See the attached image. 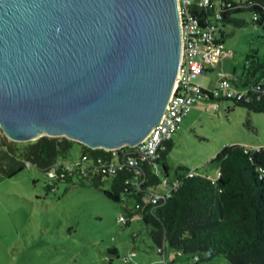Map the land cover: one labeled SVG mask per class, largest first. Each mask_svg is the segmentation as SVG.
I'll return each mask as SVG.
<instances>
[{"label": "water", "instance_id": "1", "mask_svg": "<svg viewBox=\"0 0 264 264\" xmlns=\"http://www.w3.org/2000/svg\"><path fill=\"white\" fill-rule=\"evenodd\" d=\"M180 58L177 0H0V129L133 147L160 121Z\"/></svg>", "mask_w": 264, "mask_h": 264}, {"label": "rangeland", "instance_id": "2", "mask_svg": "<svg viewBox=\"0 0 264 264\" xmlns=\"http://www.w3.org/2000/svg\"><path fill=\"white\" fill-rule=\"evenodd\" d=\"M251 16L249 11L232 14L245 22L240 26L224 23L222 40L232 57L222 59L214 71L197 75L194 83L202 79L213 85L219 72L229 78L233 70L244 75L246 56L264 53V25L252 23ZM198 104L201 107L192 109L171 137L169 176L159 166L161 179H172L179 166L186 168L180 172L214 176L217 164L211 158L224 145L264 147L262 113L224 99ZM0 136H4L1 129ZM72 142L64 161L80 156L81 145ZM103 188H108V181L95 187L75 178L49 191L43 172L29 165L11 178L0 173V264H188L193 260L195 255L176 252L166 243L164 252H159L138 217H131L128 224L119 222L124 209L104 196ZM134 202L129 198L124 205L130 208ZM196 264L230 263L218 255Z\"/></svg>", "mask_w": 264, "mask_h": 264}, {"label": "trees", "instance_id": "3", "mask_svg": "<svg viewBox=\"0 0 264 264\" xmlns=\"http://www.w3.org/2000/svg\"><path fill=\"white\" fill-rule=\"evenodd\" d=\"M215 5L220 11L219 18H212L213 8H199L194 13L200 26L213 27L218 41H223L225 22L236 26L245 24L243 20L231 17L232 14L249 11L252 23L264 25V0H217ZM232 76L236 75L233 73ZM237 78L241 86L262 82L264 53L247 55L245 74ZM233 102L264 115V93L249 102ZM72 143L64 137L43 136L32 141L14 142L0 136V173L11 178L25 166H35L43 172L46 190L49 191H54L58 183H69L75 178L82 182L87 180L95 187H101L108 181V188H103L102 193L122 205L125 214L120 216L125 220L118 221L128 224L131 217H138L148 227L147 233L158 248L166 243L176 252L197 257L196 261L188 264L218 255L224 256L230 264H264V147L222 146L211 159L218 168L215 179L194 172L189 176L192 171L180 172L186 168L179 166L174 171L178 176L168 179L169 182H180L177 190L164 200L143 204L144 192L137 191L126 182L130 176L128 170H119L114 176L93 175L87 179L78 172H66L61 181L48 180L47 169L66 158ZM171 146V139L166 140L157 159V166L165 176H168L166 160ZM82 152L91 157L109 156L102 149H89L83 145ZM143 169L146 180L142 188L156 191L160 187V176L154 173L150 164L143 163ZM129 198L140 202L139 208H134V204L126 208L124 204Z\"/></svg>", "mask_w": 264, "mask_h": 264}, {"label": "built area", "instance_id": "4", "mask_svg": "<svg viewBox=\"0 0 264 264\" xmlns=\"http://www.w3.org/2000/svg\"><path fill=\"white\" fill-rule=\"evenodd\" d=\"M217 0H177L178 17L181 34V58L177 71L176 83L168 99L160 121L150 130L149 134L133 147L124 146L113 150H104L109 156L91 157L87 153H80L77 159L70 161L59 160L46 171L48 180L60 181L66 172H78L83 177L93 175L114 176L119 170H128L129 178L126 180L137 191L144 192L141 198L143 204L156 203L172 195L179 186V181L169 182L160 179V191H145L143 163L152 165L154 173L160 176L157 166L159 151L163 143L170 140L172 135L180 129L185 116L201 99L209 100L228 99L233 101H251L258 99L264 93V80L260 83L241 86L237 76L226 77L224 73H217V84L212 89H205L192 81L197 75L213 70L217 64L226 58L232 57L223 41L213 34L212 26H200L194 10L213 8L212 18H219L220 11L215 3ZM210 18V19H212ZM255 19V17H253ZM240 80V79H239ZM193 172H189L191 176ZM49 181V182H50ZM140 202H134V208H139ZM119 221L125 218L119 216ZM163 247L158 251L162 252ZM127 259L125 258L124 261ZM197 257L193 258L196 261Z\"/></svg>", "mask_w": 264, "mask_h": 264}, {"label": "crops", "instance_id": "5", "mask_svg": "<svg viewBox=\"0 0 264 264\" xmlns=\"http://www.w3.org/2000/svg\"><path fill=\"white\" fill-rule=\"evenodd\" d=\"M222 61V60H221ZM221 61L217 64V66L214 68V69H216L219 65H221ZM214 69L213 70H208V71H214ZM206 73V72H205ZM235 74L236 76H239L236 72H235V70H233V72H232V74ZM196 84H198V85H200L201 87H203V88H205V89H212V88H214L215 86H216V84L217 83H215V84H206V82H204L202 79L200 80V81H198V82H196ZM199 101H202L203 103L206 101V102H208L209 101V99H207V98H203V99H201V100H199ZM196 107H201V105H199L198 104V102L193 106V108L192 109H195ZM191 109V110H192ZM190 110V111H191ZM171 145H172V140H171ZM246 147V146H245ZM248 148V147H247ZM251 148V147H250ZM212 159V158H211ZM217 166H216V174L214 175V176H211V174H205V175H207L209 178H211V179H215L216 178V176H217ZM167 174H168V176H169V166H168V169H167ZM196 174V173H195ZM178 175H175V176H173V178L174 177H177ZM162 252H164V247H163V250H162Z\"/></svg>", "mask_w": 264, "mask_h": 264}]
</instances>
